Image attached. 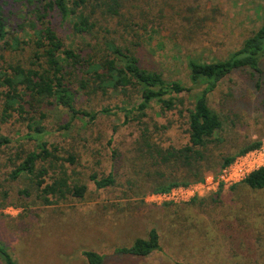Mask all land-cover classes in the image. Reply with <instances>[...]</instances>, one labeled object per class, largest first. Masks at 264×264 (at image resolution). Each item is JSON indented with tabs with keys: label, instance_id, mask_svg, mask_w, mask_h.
I'll list each match as a JSON object with an SVG mask.
<instances>
[{
	"label": "rangeland",
	"instance_id": "obj_1",
	"mask_svg": "<svg viewBox=\"0 0 264 264\" xmlns=\"http://www.w3.org/2000/svg\"><path fill=\"white\" fill-rule=\"evenodd\" d=\"M0 5L13 34L9 37L23 38L21 30L29 24L35 5L28 0H0ZM121 14L122 18L109 21V33L103 28L99 36L115 37L120 44L138 43L136 56L144 69L188 86V61L226 60L264 24V0H123ZM54 24L66 45L81 49L88 43V37H73L68 23L62 24L57 16ZM248 75L236 74L232 83H222L209 98L224 126L219 141L207 149L204 178L221 169L223 158L254 142L264 143V91H255L254 78L249 80ZM234 84L240 103L227 104L222 96ZM130 98L79 97L76 108L95 112L123 105L130 109L135 96ZM177 98L185 107L193 102L189 94ZM45 113L43 124L50 131L45 141L57 147L56 156L65 161L56 166L62 165L69 181L85 185L87 191L83 199L68 197L45 206L27 179L10 180L18 159L33 143L24 138V122L0 124V135L9 140L0 154V244L17 264H88L82 255L87 251L101 256L103 264H264V190L241 183L194 203L157 206L145 201L157 182L183 177L182 171L152 167L138 151L143 133L151 146L163 149L188 143L186 119L176 111L163 113L153 103L145 117L127 123L119 111L92 123L56 106L46 107ZM66 124L67 130L59 129ZM69 156L74 164L67 162ZM110 173L116 182L112 188L98 190L89 180L92 174ZM54 175L51 171L46 183ZM24 190L28 197L21 194ZM151 229L159 236L158 251L143 258L117 253L137 239H146Z\"/></svg>",
	"mask_w": 264,
	"mask_h": 264
},
{
	"label": "trees",
	"instance_id": "obj_2",
	"mask_svg": "<svg viewBox=\"0 0 264 264\" xmlns=\"http://www.w3.org/2000/svg\"><path fill=\"white\" fill-rule=\"evenodd\" d=\"M28 1L35 5V9L29 24L21 30L23 38L9 37L13 34L8 30L0 5V124L15 119L26 124L24 138L32 142L33 147L18 159L19 163L9 178L12 181L27 179L37 200L45 206L52 205L53 200L64 201L68 197L83 199L87 191L85 185L69 181L62 165L56 166V162L65 161L56 156L58 148L49 146L45 141L50 134L43 124L47 118L46 107L56 106L70 113L73 118L85 119L90 123L100 116L116 115L119 111L123 113L124 123H127L130 119L145 117L146 111L156 103L163 113L176 111L181 118L186 119L188 143L185 146L166 149L151 146L144 133L141 144L138 143L142 158L147 156L146 161L150 160L152 167L183 172L180 181L172 179L157 182L149 195L166 193L175 187L203 181L204 167L209 159L207 149L219 141L217 135L224 126L220 115L209 106L210 96L222 83H232L236 74L248 72L251 77L249 80L254 78V90L258 93L264 91V24L226 60L211 63L189 60V85L186 86L144 69L136 56L138 43L120 44V40L115 37L99 36L103 28L105 34L109 33L106 28L109 21L122 18L123 0ZM55 16L62 24L68 23L73 37H88V43L81 49L66 45L56 32ZM127 26L124 25L125 30ZM141 29L146 33L144 26ZM92 40L95 41L93 44ZM236 87V84L229 87L222 101L224 99L227 104L240 103L235 95ZM194 91L197 92L192 94ZM99 94H119L125 99H131L134 95L135 99L130 109L123 105L95 112L76 108L77 98ZM182 94L192 97L193 102L189 107H185L182 98H177ZM261 104L264 106V100ZM132 113L137 114L131 117ZM68 128L69 124H66L59 129ZM8 143L9 140L0 135V154ZM259 145L260 142H254L240 149L237 155H243ZM237 155L223 158L221 169L215 174L231 164ZM67 162L75 163L72 156ZM51 171L55 175L46 183ZM163 176V173L159 175L161 179ZM89 180L98 190L112 188L116 184L111 173L104 177L92 174ZM242 184L252 190H264V167L251 173ZM21 194L26 197L30 195L28 190L21 191ZM159 249L158 233L151 229L146 239H137L132 246L117 249V253L143 258ZM82 255L88 264H103L102 257L96 253L87 251ZM0 262L17 264L1 244Z\"/></svg>",
	"mask_w": 264,
	"mask_h": 264
},
{
	"label": "built area",
	"instance_id": "obj_3",
	"mask_svg": "<svg viewBox=\"0 0 264 264\" xmlns=\"http://www.w3.org/2000/svg\"><path fill=\"white\" fill-rule=\"evenodd\" d=\"M264 167V143L257 149L238 156L218 174L206 176L203 181L187 186L172 188L166 193L149 194L147 203L181 205L196 199H205L210 195L225 191L242 183L251 173Z\"/></svg>",
	"mask_w": 264,
	"mask_h": 264
},
{
	"label": "crops",
	"instance_id": "obj_4",
	"mask_svg": "<svg viewBox=\"0 0 264 264\" xmlns=\"http://www.w3.org/2000/svg\"><path fill=\"white\" fill-rule=\"evenodd\" d=\"M239 184H241V183H239ZM239 184H237V185H239ZM237 185H235V186H233V187H236Z\"/></svg>",
	"mask_w": 264,
	"mask_h": 264
}]
</instances>
